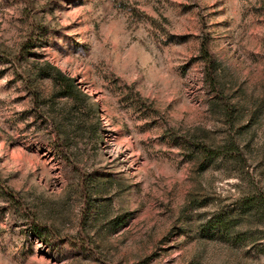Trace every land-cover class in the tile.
Listing matches in <instances>:
<instances>
[{"label":"rangeland","instance_id":"obj_1","mask_svg":"<svg viewBox=\"0 0 264 264\" xmlns=\"http://www.w3.org/2000/svg\"><path fill=\"white\" fill-rule=\"evenodd\" d=\"M263 196L264 0H0V264H264Z\"/></svg>","mask_w":264,"mask_h":264},{"label":"trees","instance_id":"obj_2","mask_svg":"<svg viewBox=\"0 0 264 264\" xmlns=\"http://www.w3.org/2000/svg\"><path fill=\"white\" fill-rule=\"evenodd\" d=\"M201 59L203 60V63L205 65L204 67L205 80L207 81L209 85L214 86L215 85V78L213 75L214 74V62L211 60L212 57L210 53L208 52V49L204 45H201ZM47 68L48 70H50V73H48V78L53 82V84L57 88H59L60 94L65 97L71 96L76 90L73 79L66 77L65 75L61 73V71L51 66H48ZM56 137H57V140H59L58 134H56ZM57 142H60V140ZM193 146L198 148L200 152L204 155H208L211 152L210 149L207 148L206 146H203V145H193ZM257 209L259 211H264V198H261L258 201Z\"/></svg>","mask_w":264,"mask_h":264}]
</instances>
